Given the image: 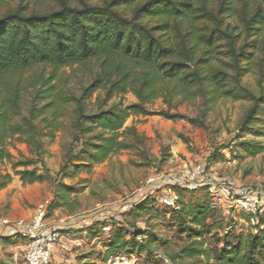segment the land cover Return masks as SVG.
Masks as SVG:
<instances>
[{
    "label": "trees",
    "instance_id": "1",
    "mask_svg": "<svg viewBox=\"0 0 264 264\" xmlns=\"http://www.w3.org/2000/svg\"><path fill=\"white\" fill-rule=\"evenodd\" d=\"M8 1L0 0V162L14 159L10 139L32 144L38 158L12 164L24 184L55 181L48 170L29 167L44 163L42 137L54 136L66 113L73 117L74 132L59 172L62 179L91 172L122 151H133L142 164L152 165L145 135L125 124L131 116L152 114L148 105L158 99L167 107L154 114L187 119L196 127L205 126L212 102L244 100L248 107L237 137L264 136V0H35L47 3L43 9L21 0L3 10ZM254 69L257 88L243 80ZM71 74L77 76L74 84ZM129 92L137 102L126 105L122 98ZM27 102L31 105L24 115ZM187 103L195 104L196 116L179 111ZM241 145L251 153L264 149L254 140ZM11 180L0 170V190ZM58 189L55 205L67 204L69 186L61 182ZM178 194L177 207L166 209L189 235L170 255L172 264H264V214L254 230L234 243L235 231L226 229L207 189ZM146 203L132 210L139 214ZM210 218L227 232L214 234L213 243H222L216 256L204 247ZM127 234L121 228L110 248L148 252L154 240L150 232L139 230L130 239ZM3 239L11 244L22 240Z\"/></svg>",
    "mask_w": 264,
    "mask_h": 264
},
{
    "label": "rangeland",
    "instance_id": "2",
    "mask_svg": "<svg viewBox=\"0 0 264 264\" xmlns=\"http://www.w3.org/2000/svg\"><path fill=\"white\" fill-rule=\"evenodd\" d=\"M21 0H10L2 6H18ZM29 7L47 8V3H37L35 0H24ZM39 70L36 67L24 76ZM50 67H46V72ZM67 74L72 72L66 69ZM70 84L77 80L75 74L69 78ZM244 83L257 88L255 69L247 73ZM126 105L137 102L136 96L129 92L123 98ZM31 103H25L23 114L27 115ZM167 106L162 99L148 105L152 114L147 116H131L125 127L136 126L147 139L146 149L152 160V165L142 164V160L133 151H122L103 163L96 164L91 172H79L71 177L62 179L60 170L64 162V154L72 140L74 120L70 113L60 117L58 129L54 136H43V162L30 165L40 172L48 170L55 181L24 184L16 174L12 164L26 158H38L35 147L20 137L10 139V151L14 156L12 161L0 162L3 174H11L12 180L4 189L0 190V220L31 219L40 203L48 202L47 217L51 221L60 218H70L73 225L66 233L67 249H56L51 264H114L110 258H122L115 264H172L170 255L176 252L188 237L185 227L179 225L176 217L166 209L162 201L163 191L144 200L145 210L133 211L130 201L146 185V180L158 173L167 172L178 167L184 161L203 162L211 158L215 167L222 173L236 178L241 183L256 184L264 182V149L251 153L242 148L244 140L260 142L264 148V136L245 138L237 137L238 125L244 115L248 103L244 100L220 98L209 105L204 127H196L187 119L170 120L154 112ZM179 111L187 116H196L198 111L195 104L187 103L179 107ZM41 127L44 123L40 124ZM48 132V129H44ZM22 169L19 167L18 170ZM69 186L67 204L55 205L58 185ZM212 207L226 222L228 231H235L232 242H236L240 234L254 230L260 222V217L248 216L244 212L232 213L225 208V204L210 195ZM156 205L153 207L152 201ZM186 201V200H185ZM132 210V211H130ZM104 214V215H102ZM264 214V213H263ZM98 216V217H97ZM101 216V217H100ZM100 217V218H99ZM264 217V215H263ZM190 220V219H189ZM215 224V219H208L205 227V248L217 255V249L222 243L215 245L214 234L223 232ZM124 228L128 239L139 230H147L154 238L148 252L130 253L123 250H112L110 243L114 236ZM150 234L142 235L138 240H145ZM19 235H9L0 230V264H24L26 247L20 239L11 244L3 238ZM149 251L153 254L150 255Z\"/></svg>",
    "mask_w": 264,
    "mask_h": 264
},
{
    "label": "built area",
    "instance_id": "3",
    "mask_svg": "<svg viewBox=\"0 0 264 264\" xmlns=\"http://www.w3.org/2000/svg\"><path fill=\"white\" fill-rule=\"evenodd\" d=\"M202 189H207L213 197L220 199L229 212H244L256 218L264 213V182L241 183L236 178L222 173L210 161H184L176 168L149 177L146 185L129 205L133 208L161 190L164 205L176 208L179 191ZM47 213L48 202H43L38 205L36 213L29 220H0L1 231L11 236L19 235L24 241V264H51L56 249H67L66 233L73 221L70 218L51 221ZM120 259L124 260L125 257L110 258L109 262L115 264Z\"/></svg>",
    "mask_w": 264,
    "mask_h": 264
}]
</instances>
